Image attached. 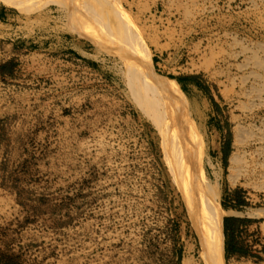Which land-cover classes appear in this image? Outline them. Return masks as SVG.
<instances>
[{
    "label": "rangeland",
    "instance_id": "1",
    "mask_svg": "<svg viewBox=\"0 0 264 264\" xmlns=\"http://www.w3.org/2000/svg\"><path fill=\"white\" fill-rule=\"evenodd\" d=\"M89 1L125 33L0 0V249L24 264H207L184 128L223 222L237 218L225 246L228 233L247 250L225 247V264H264V0Z\"/></svg>",
    "mask_w": 264,
    "mask_h": 264
},
{
    "label": "bare ground",
    "instance_id": "2",
    "mask_svg": "<svg viewBox=\"0 0 264 264\" xmlns=\"http://www.w3.org/2000/svg\"><path fill=\"white\" fill-rule=\"evenodd\" d=\"M50 1L59 2L62 5H64L67 10H73L85 17H88V19L89 18H91V20L94 19V21H97L96 23L98 25L100 24L107 28L116 29L117 31L122 30V32L125 33V31H123L124 28L115 24L116 21L120 20L118 17L113 15L110 11L94 5L89 0H50ZM0 31L3 32L1 26H0ZM132 41L137 46V43L134 40V38H132ZM143 57L144 58L142 60L140 58L141 68L145 69V71L147 70L148 74L155 73L154 62H153V58L151 57L150 50L149 51L144 50ZM137 59L139 58L137 57ZM137 62L138 60L136 61V63ZM153 85L155 87L165 86L161 81L159 82L157 79H154ZM183 131L184 128H182L181 130H177L174 136L176 137L177 140V151L180 153L178 155L179 158H181L184 161L185 165H187L188 162L190 167L189 173H187L186 175V180L187 182H190L191 186L193 187H189V189L187 190L186 199L189 207V215L192 221V225L202 245L201 248L202 257L207 264H225L223 214L229 211L222 209L218 203L217 186L210 185V183H208V185H205L206 183L205 178L200 168L201 161L194 156L196 151L191 156L193 152V146L188 141V139L184 137V135L182 134ZM190 159H193L192 162ZM236 159H237V154L233 152L230 155V159H229L230 160L229 169L232 170L234 168V162L236 161ZM215 184L217 183L215 182ZM204 193L206 195L205 198H203Z\"/></svg>",
    "mask_w": 264,
    "mask_h": 264
},
{
    "label": "trees",
    "instance_id": "3",
    "mask_svg": "<svg viewBox=\"0 0 264 264\" xmlns=\"http://www.w3.org/2000/svg\"><path fill=\"white\" fill-rule=\"evenodd\" d=\"M231 220H237L235 217H225L224 219V225H225V231L228 229V222ZM227 240H226V253L227 255L235 253V254H242L246 255L247 250H244L243 248H240L236 246L234 242H232L228 238V233H226ZM0 264H24L21 260V256L15 253H9L7 251L0 249Z\"/></svg>",
    "mask_w": 264,
    "mask_h": 264
}]
</instances>
